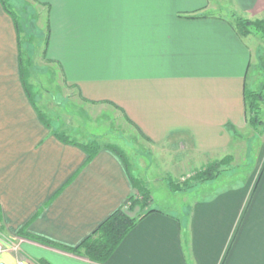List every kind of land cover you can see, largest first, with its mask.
<instances>
[{"label":"crops","instance_id":"0c3cea01","mask_svg":"<svg viewBox=\"0 0 264 264\" xmlns=\"http://www.w3.org/2000/svg\"><path fill=\"white\" fill-rule=\"evenodd\" d=\"M24 1L45 10L44 55L82 101L113 105L168 155L231 154L238 140L229 125L249 124L245 91L261 46L257 34L238 31L237 18L264 19V0ZM16 7L27 54L31 24ZM35 99L23 81L15 19L0 0V232L20 247L0 261L264 264V144L246 187L196 199L181 214L157 208L105 262L72 251L126 205L137 175L103 143L90 158L87 140L60 139Z\"/></svg>","mask_w":264,"mask_h":264},{"label":"rangeland","instance_id":"374dc122","mask_svg":"<svg viewBox=\"0 0 264 264\" xmlns=\"http://www.w3.org/2000/svg\"><path fill=\"white\" fill-rule=\"evenodd\" d=\"M9 1L21 8L22 14H25L31 24L29 50L26 51L31 60L30 80L35 87L41 111L53 121L58 130L71 138L120 146L130 159L132 172L142 178L149 188L153 208L181 214L183 207L192 205L196 199L213 197L222 189L247 186L251 176L257 171V162L264 144V125L257 130L250 124L246 128L237 129L234 134L238 141L228 155V150H222L208 152L196 158L192 153L185 156L189 151L178 155L181 151L172 150L169 156L167 152L152 148L116 107L82 101L76 91L64 82L56 65L50 64V60L44 55L45 10L35 12L24 0ZM34 18L37 21L33 23ZM38 25H43L40 32L37 30ZM253 33L259 36L261 46L254 58V74L251 76L253 84L250 80L249 87L264 91V30L254 29ZM173 154L180 156L179 163L177 156L172 157ZM225 155L232 156V160L219 168L215 179H193L198 170L221 160ZM135 211L131 210L130 214L134 215Z\"/></svg>","mask_w":264,"mask_h":264},{"label":"trees","instance_id":"16d2710c","mask_svg":"<svg viewBox=\"0 0 264 264\" xmlns=\"http://www.w3.org/2000/svg\"><path fill=\"white\" fill-rule=\"evenodd\" d=\"M2 3L6 10L13 15L15 19V24L19 34V44H20V62L22 69V77L26 90L31 96L32 102L36 105L34 86L29 83L30 70L29 66L31 60L27 57L26 52L23 51V26L19 21L18 12H15L12 7L14 6L9 0H2ZM11 3V4H10ZM237 29L242 35H248L254 31L264 30V19L260 20H250L244 17L237 18ZM49 23L47 21L46 36H45V49L49 42ZM246 108H247V120L250 126L257 130L261 125H264V91L254 90L252 88H246L245 91ZM41 118L44 123L51 127V119L44 113H41ZM234 133L237 132V128L229 125ZM56 135L64 140L75 142L73 139L61 131H55ZM102 144L97 141H90L83 145L84 148L89 152V157H93L101 148ZM105 146L116 152L128 165L129 160L126 152L117 144L107 143ZM232 160V156H226L221 160L212 162L206 167L198 170L193 179L206 181L213 180L217 177V171L221 166L227 165L229 161ZM131 180L134 186V193L130 195L126 205L116 210L112 213L106 220H104L94 232H92L88 237H86L78 246L70 248L76 253H85L89 257L95 259L96 261L105 262L114 253L118 245L128 234V232L146 215L151 212L157 211V208L151 206L153 199L149 188L145 185L142 178L131 175ZM131 210L135 211L134 215H131ZM1 216V207H0Z\"/></svg>","mask_w":264,"mask_h":264},{"label":"built area","instance_id":"2783aa9c","mask_svg":"<svg viewBox=\"0 0 264 264\" xmlns=\"http://www.w3.org/2000/svg\"><path fill=\"white\" fill-rule=\"evenodd\" d=\"M20 249L18 242H5L2 239V235L0 232V254L3 252L13 253ZM0 264H7L5 261H0ZM13 264H29L25 258H18L15 260Z\"/></svg>","mask_w":264,"mask_h":264}]
</instances>
